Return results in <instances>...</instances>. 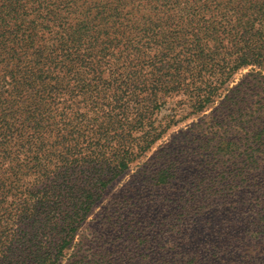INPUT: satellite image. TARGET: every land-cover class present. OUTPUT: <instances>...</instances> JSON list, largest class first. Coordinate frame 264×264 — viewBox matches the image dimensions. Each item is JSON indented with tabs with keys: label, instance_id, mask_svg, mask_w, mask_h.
Returning <instances> with one entry per match:
<instances>
[{
	"label": "trees",
	"instance_id": "1",
	"mask_svg": "<svg viewBox=\"0 0 264 264\" xmlns=\"http://www.w3.org/2000/svg\"><path fill=\"white\" fill-rule=\"evenodd\" d=\"M216 105L254 170L264 0H3L0 264H60L107 187Z\"/></svg>",
	"mask_w": 264,
	"mask_h": 264
},
{
	"label": "rangeland",
	"instance_id": "2",
	"mask_svg": "<svg viewBox=\"0 0 264 264\" xmlns=\"http://www.w3.org/2000/svg\"><path fill=\"white\" fill-rule=\"evenodd\" d=\"M249 74L229 88L251 85ZM217 107L170 129L115 179L60 264H264V156L253 170L226 154L245 139Z\"/></svg>",
	"mask_w": 264,
	"mask_h": 264
}]
</instances>
